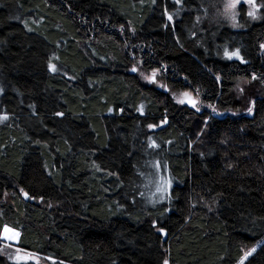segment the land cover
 <instances>
[{
	"label": "trees",
	"instance_id": "trees-1",
	"mask_svg": "<svg viewBox=\"0 0 264 264\" xmlns=\"http://www.w3.org/2000/svg\"><path fill=\"white\" fill-rule=\"evenodd\" d=\"M208 1L0 0V237L52 264H238L264 239V19L200 29Z\"/></svg>",
	"mask_w": 264,
	"mask_h": 264
},
{
	"label": "rangeland",
	"instance_id": "rangeland-1",
	"mask_svg": "<svg viewBox=\"0 0 264 264\" xmlns=\"http://www.w3.org/2000/svg\"><path fill=\"white\" fill-rule=\"evenodd\" d=\"M229 2V0H210L206 3V6H202L201 10H199V13L195 15V21H196V25L200 28L203 29V26H210L212 25L213 27L217 26L219 28L222 27H227V28H231V29H239L241 26V24H239V10L240 7L242 6L245 11H246V18H248V24L251 25L252 23H257L259 21H261L262 19H264V3H259L256 2V4L259 6V10L256 12V18L253 19L252 17H250L248 15V12L251 9V7L249 5H247L246 3H244V0H239V3L237 4V7L233 10H230L228 12L225 11V5ZM235 13V19L232 18V14ZM241 22V21H240ZM228 57V56H227ZM232 58L236 59L235 56H233ZM231 58V59H232ZM229 59V58H228ZM137 69L136 74L138 76V78L140 79V81L143 84L146 85H153L156 88L162 89L165 92H168V88L165 85L164 80H162L161 75L159 72H143L140 71L139 67H135ZM153 73H155V77H154V82H153ZM259 87L256 86L253 82H247L245 80H239L237 82V86H236V90H235V96L236 99L242 103L243 101H248L249 105L251 103V99L249 92L252 93H258L259 92ZM262 92V91H261ZM184 93H189L190 96L189 97H185L183 94ZM264 93V92H262ZM170 96L172 97L173 101L175 102V104H177L178 106H185L187 108L193 109L195 111H197V109H199L197 112L200 113V104H199V98L198 95L195 92L192 91H185V92H181V93H173L170 92L169 93ZM189 99L194 100L196 102V107H192L191 103L189 102ZM183 100L184 102L181 103L180 101ZM249 109H251V112L249 111ZM246 112L250 114H252V108L248 107V109L246 110ZM212 113V112H211ZM162 126V125H160ZM165 178L168 179V176L166 174V171L159 172L158 176H156L154 182L152 183V192H150V197L152 199H154L153 201H156L158 199V193L156 192L157 189V185L160 182L161 178ZM160 202H157L155 204H158ZM3 233V231H2ZM2 233H1V241L4 245V248H9L11 247V250H13L11 253H8L5 251L6 256H8L11 261L16 262V263H26V262H30L33 264H52V261L48 260V259H44L41 258L35 254H31L25 251H19L17 252V249L15 247L17 240H6L2 237ZM10 235V234H9ZM264 241V239L256 246L257 249L260 246V244ZM14 248V249H12ZM252 248V247H251ZM251 248H247L243 251L244 252L250 250ZM242 254V256H243ZM254 254V253H253ZM21 256L23 257V259L21 260H17L16 257L17 256ZM239 264V263H238Z\"/></svg>",
	"mask_w": 264,
	"mask_h": 264
},
{
	"label": "snow or ice",
	"instance_id": "snow-or-ice-1",
	"mask_svg": "<svg viewBox=\"0 0 264 264\" xmlns=\"http://www.w3.org/2000/svg\"><path fill=\"white\" fill-rule=\"evenodd\" d=\"M153 3H155V0H153ZM176 4H181L182 0H175ZM239 3V0H229V2L225 5V11L228 12L230 10H233L237 7V4ZM244 3H246L247 5H249L251 7L252 10H250L248 12V15L250 17H252L253 19L256 18V12L259 10V6L256 4V0H244ZM167 16V19L169 21L173 20V16L168 14L167 9H165V13ZM232 18L235 19V13L232 14ZM29 31H31V29H29ZM262 48H264V45H261ZM225 55L228 56L229 59H231L233 56H235L237 59H240L241 62L243 63V58L240 57L239 54V50H237L236 52L233 53H228L227 51L225 52ZM49 69L53 72H55L56 69V65L53 63H49ZM131 71L136 72L137 69L135 67H133L131 69ZM154 77H155V73H153V82H154ZM256 77L253 76V79H255ZM217 79H219V77H217ZM185 97H189L190 94L189 93H184L183 94ZM181 103H183L184 101L181 100ZM189 102L191 103L192 107H196V102L194 100L189 99ZM199 109H197L198 111ZM249 111L251 112V109H249ZM58 116H63V113H57ZM8 117L7 116H0V121L6 120ZM149 127H154L153 125H149ZM151 147L155 148L157 147V145H155V143H152L150 145ZM157 167H159V165H157ZM171 188V180L165 179V178H161L159 184L157 185V189L156 192L158 193V199L156 202H163V200L165 198L170 197V192L169 189ZM21 191L23 192V189H21ZM25 197L28 198V193H24ZM155 227V225H153ZM158 231L162 232L163 234L166 235V233L164 232V230L158 229ZM10 233V235H9ZM19 236V233L14 231L13 229L5 226L3 229V238L9 241L14 240L16 237ZM20 250L17 249V252H19ZM257 251L256 247H252L250 250L244 252L243 256L240 258L239 260V264H245V261L248 260L249 257H251L253 255V253H255ZM17 260H21L23 259V257L21 256H17L16 257ZM163 264H168L167 260H164Z\"/></svg>",
	"mask_w": 264,
	"mask_h": 264
},
{
	"label": "crops",
	"instance_id": "crops-1",
	"mask_svg": "<svg viewBox=\"0 0 264 264\" xmlns=\"http://www.w3.org/2000/svg\"><path fill=\"white\" fill-rule=\"evenodd\" d=\"M10 234V233H9ZM2 237H3V233H2ZM18 239V237H16L14 240L16 241Z\"/></svg>",
	"mask_w": 264,
	"mask_h": 264
}]
</instances>
